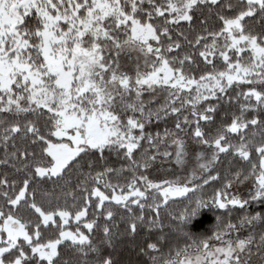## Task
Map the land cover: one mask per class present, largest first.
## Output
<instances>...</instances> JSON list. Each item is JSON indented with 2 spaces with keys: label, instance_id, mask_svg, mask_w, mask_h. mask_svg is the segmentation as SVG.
I'll use <instances>...</instances> for the list:
<instances>
[{
  "label": "snow or ice",
  "instance_id": "snow-or-ice-1",
  "mask_svg": "<svg viewBox=\"0 0 264 264\" xmlns=\"http://www.w3.org/2000/svg\"><path fill=\"white\" fill-rule=\"evenodd\" d=\"M121 243L264 264V0H0V264H122Z\"/></svg>",
  "mask_w": 264,
  "mask_h": 264
},
{
  "label": "trees",
  "instance_id": "trees-1",
  "mask_svg": "<svg viewBox=\"0 0 264 264\" xmlns=\"http://www.w3.org/2000/svg\"><path fill=\"white\" fill-rule=\"evenodd\" d=\"M219 120V117H218ZM235 167L233 168V171L237 170L240 167H247L244 165L241 161L236 160L234 161ZM227 166V161L224 162V165L221 168V171H223V168ZM219 187V185H209L205 191L203 192V196L205 198H209L213 195L215 189ZM245 188L246 192V186L245 187H239ZM245 192L242 193L245 194ZM187 202L186 201H177L175 203H171L167 209V211L162 210V220L165 224V233H167V241L158 246L162 247V250L164 253H167L170 249L175 248L177 246H183L187 241L179 236L177 233L172 232L170 228L167 227V225L172 224L175 225L177 221H173L170 219L168 213L171 212L172 214L179 217L182 210L186 207ZM238 214H234L231 219L233 222L236 221ZM230 218L227 215L223 216L222 224L227 223V221ZM123 227V225H121ZM190 229L192 232L199 234L200 236L210 234L216 227V216L213 209L205 208L203 209L199 216L194 218L192 220V223L190 224ZM156 234H148L146 230H144L141 235L137 238V243L140 245L141 248H143L147 243L150 242H156ZM111 251V250H109ZM66 258L71 259L72 256L70 253H65ZM116 258L122 262V264H127L129 260L131 261H138L139 264H147L148 258L146 256H143L139 249H133L130 250L129 245L126 243H121L115 253Z\"/></svg>",
  "mask_w": 264,
  "mask_h": 264
},
{
  "label": "rangeland",
  "instance_id": "rangeland-1",
  "mask_svg": "<svg viewBox=\"0 0 264 264\" xmlns=\"http://www.w3.org/2000/svg\"><path fill=\"white\" fill-rule=\"evenodd\" d=\"M192 151L194 152L195 150L192 149ZM194 165H195V161H194V159H192L190 157V161H189L188 167L183 172L177 170V171H174L173 173L168 174L169 175V178H174L176 176H180L181 178H186V176L190 172L191 168L194 167ZM232 191L235 192V193H237V194H239V195H242V193L245 192V188H241L240 189L238 187V188H234Z\"/></svg>",
  "mask_w": 264,
  "mask_h": 264
}]
</instances>
